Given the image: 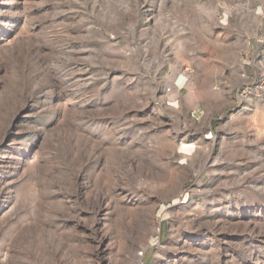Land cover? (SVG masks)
Segmentation results:
<instances>
[{"label":"rangeland","instance_id":"rangeland-1","mask_svg":"<svg viewBox=\"0 0 264 264\" xmlns=\"http://www.w3.org/2000/svg\"><path fill=\"white\" fill-rule=\"evenodd\" d=\"M261 0H0V264H264Z\"/></svg>","mask_w":264,"mask_h":264},{"label":"built area","instance_id":"built-area-1","mask_svg":"<svg viewBox=\"0 0 264 264\" xmlns=\"http://www.w3.org/2000/svg\"><path fill=\"white\" fill-rule=\"evenodd\" d=\"M261 1H262L261 3L264 4V0H261ZM263 15H264V12H263ZM263 42H264V34H263V36L261 37V43H263ZM260 65H261V67H262L263 70H264V52H263V55H262V57H261ZM261 79H264V72H263V74L261 75Z\"/></svg>","mask_w":264,"mask_h":264}]
</instances>
